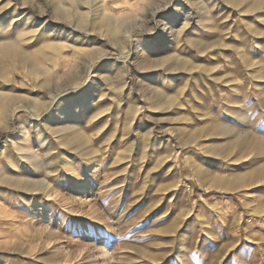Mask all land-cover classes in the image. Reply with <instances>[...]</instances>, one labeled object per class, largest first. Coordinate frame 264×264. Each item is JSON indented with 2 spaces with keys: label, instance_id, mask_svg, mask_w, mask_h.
<instances>
[{
  "label": "rangeland",
  "instance_id": "1",
  "mask_svg": "<svg viewBox=\"0 0 264 264\" xmlns=\"http://www.w3.org/2000/svg\"><path fill=\"white\" fill-rule=\"evenodd\" d=\"M0 48V264H264V0H0Z\"/></svg>",
  "mask_w": 264,
  "mask_h": 264
},
{
  "label": "bare ground",
  "instance_id": "2",
  "mask_svg": "<svg viewBox=\"0 0 264 264\" xmlns=\"http://www.w3.org/2000/svg\"><path fill=\"white\" fill-rule=\"evenodd\" d=\"M13 20V19H12ZM11 48V47H10ZM1 49V48H0ZM4 49H5V47H4ZM10 100H11V96L10 95H8V94H0V105L2 106V113L3 114H6L7 112H9V105H10ZM14 112V111H13ZM64 132V131H63ZM237 140H235V142H236ZM262 174H264V170H262ZM3 182H7V181H3ZM11 184H13V185H21V182H16V181H14V182H12L11 181Z\"/></svg>",
  "mask_w": 264,
  "mask_h": 264
}]
</instances>
